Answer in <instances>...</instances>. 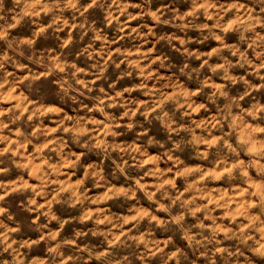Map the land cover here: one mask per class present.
I'll return each mask as SVG.
<instances>
[{
  "label": "clouds",
  "instance_id": "clouds-1",
  "mask_svg": "<svg viewBox=\"0 0 264 264\" xmlns=\"http://www.w3.org/2000/svg\"><path fill=\"white\" fill-rule=\"evenodd\" d=\"M0 264H264V0H0Z\"/></svg>",
  "mask_w": 264,
  "mask_h": 264
}]
</instances>
